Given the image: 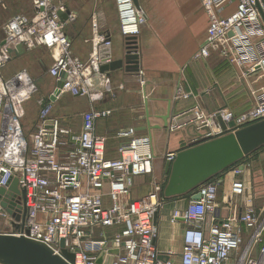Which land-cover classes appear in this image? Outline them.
Returning <instances> with one entry per match:
<instances>
[{
	"label": "built area",
	"instance_id": "2783aa9c",
	"mask_svg": "<svg viewBox=\"0 0 264 264\" xmlns=\"http://www.w3.org/2000/svg\"><path fill=\"white\" fill-rule=\"evenodd\" d=\"M115 1L120 33L127 46L136 48L146 14L136 4L138 0ZM200 2L209 17V26L206 42L195 54V60L209 59L212 53H218L242 70L244 77L264 78V0ZM32 3L34 16L12 17L3 28L5 44L0 45V116L4 120L0 135V188H8L14 179L19 180L20 190L26 191L21 203V214L26 211V220L17 221L19 213L13 216L1 202L0 218L6 216L14 233L48 246L69 264H98L102 253V264H107L116 249L120 254L114 256L111 264H176L172 252L163 257L157 247L161 233L156 219L167 201L163 182L153 180L152 191L146 197L132 198L136 178L154 175V154L141 151L149 145L148 139L136 138L133 129L122 130L116 138L129 141L120 145L117 159L108 158L107 141L97 133V122L109 117L110 110L92 108L83 115L82 132L71 136L59 120H50L54 102L43 100L32 143L25 137L21 126L23 105L36 94L37 87L26 70L8 80L3 77L12 55L10 48L22 45L27 51L57 49L49 74L57 82L63 77L65 80L56 99L63 94L91 98L111 91L110 78L100 70L114 61L112 37L100 33L95 16L93 53L88 62H83L73 54L67 23L62 20L67 7L56 4V0ZM141 85L144 87L145 82L141 81ZM252 96L254 107L241 115L227 110L208 112L198 104L190 111L191 120L181 125L172 123L169 129H193L194 141L200 143L235 133L264 121V86L255 88ZM183 97L188 99L190 95ZM231 123L235 128L229 127ZM69 136L71 147L61 151L63 138ZM176 159L175 152L165 155L169 164ZM244 167L232 166L221 181L204 183L195 193L201 195L200 200L173 211L170 223L186 226L181 264H264V219L253 198L245 201L241 212L236 204L248 191L241 179ZM220 195L224 205L234 212L218 224ZM9 204H18L16 196L9 199ZM209 215L214 218L206 231ZM113 228H118L114 237L106 234ZM64 250L75 256L74 262L64 256Z\"/></svg>",
	"mask_w": 264,
	"mask_h": 264
},
{
	"label": "crops",
	"instance_id": "0c3cea01",
	"mask_svg": "<svg viewBox=\"0 0 264 264\" xmlns=\"http://www.w3.org/2000/svg\"><path fill=\"white\" fill-rule=\"evenodd\" d=\"M114 1L113 14L116 17L117 27L113 28V33L108 30L103 34L111 35L114 61H119L125 58L127 45L125 38L120 33V20L117 4ZM138 3L147 17L146 24L137 38L140 58L139 72L142 74L130 73L125 69L107 73V77L113 79L117 89V93L116 91L115 94L113 93V108L108 107V100L104 101L106 93L93 95L91 98L86 97L87 100H81L85 99L84 97L63 94L59 99L53 101L54 109L50 120H59L62 128L70 131L71 136H78L82 132L83 115L86 112L92 108L101 111L111 109L112 114L109 117L102 118L97 122V133L106 138L107 157L112 159L119 157V148L123 141H129L117 139L118 132L133 129L136 138L149 140V145L141 148V151L154 154V175L147 178H136L132 198L137 200L146 197L152 191L153 180L157 179L163 182L164 197L167 201L156 219L161 233L157 247L163 253V257H167L165 254L172 252L171 258L181 264L180 255L186 226L184 223L172 225L170 219L176 208L184 209L193 201L192 196L195 195L199 187L188 194L167 198L165 189L174 163L169 164L165 160V155L175 152L178 156L179 153L203 143L194 141L193 129H178L171 132L169 126L165 127L162 117L171 111L169 125L172 123L181 125L193 118L190 111L198 104L208 112L227 110L241 115L254 107L255 101L252 92L258 86L253 81L255 78L244 77L242 70L232 66L218 53H212L209 59L195 60V54L206 42L209 26V17L200 0H138ZM160 4L169 5V7L168 9L159 8ZM172 4L175 7L168 11ZM0 8L3 10H0V27L2 28L0 45H2L6 40L3 30L6 23L18 14L33 17L35 12L32 6L28 13L20 12L8 15L4 12L8 8L5 2L3 5L0 3ZM64 15L67 16L64 21L67 23L66 32L72 42L73 54L79 60L88 62L93 53L92 40L94 38V31L88 23V18L78 16L69 8ZM69 16H72L70 20ZM88 16L92 17L93 15ZM56 54L57 49L47 47L26 50L23 55L12 53L7 67L2 73L3 77L8 80L26 70L33 79L37 91H39V85L45 81L44 79L51 78L49 94L43 95L39 101L42 109V100L44 102L52 101L57 87V80L49 74ZM141 81L145 82L144 87L141 85ZM187 94L190 97L185 99L183 95ZM66 95H70L73 100H66ZM33 97L24 103L25 115L21 120L24 135L31 143L40 116L39 113L38 117L31 118L30 103ZM59 105L63 109L61 115L55 111ZM3 123L4 120L0 116V135ZM235 133H229L223 137ZM71 136L63 138L61 151H66L71 147ZM260 150L251 154L252 156H247L250 158L249 161L246 157V160L244 158L241 163L246 166L241 179L246 183L248 191L244 197L236 200L239 212L244 210V203L250 198H253L255 208L259 211L256 206L257 194L262 192L264 187V174L256 171L257 164L264 161V155ZM222 177L218 181H221ZM232 212H234L233 208L224 205L222 195H220L218 214L216 215V218L219 219L218 224L230 217ZM213 218V215L208 216L206 231L210 228ZM8 227L14 232L15 229L10 226L9 222ZM117 231L118 228H113V230H107L106 234H113L114 237ZM12 232L1 234H12ZM248 234V232L245 233V239L248 238Z\"/></svg>",
	"mask_w": 264,
	"mask_h": 264
},
{
	"label": "water",
	"instance_id": "95a60500",
	"mask_svg": "<svg viewBox=\"0 0 264 264\" xmlns=\"http://www.w3.org/2000/svg\"><path fill=\"white\" fill-rule=\"evenodd\" d=\"M136 4L139 5L138 1ZM62 20L67 17L62 14ZM133 40V39H132ZM131 41V40H129ZM135 41V40H133ZM5 44V42L3 43ZM10 53L24 54L26 52L22 45L10 48ZM138 55V47L132 48L127 46L126 56L119 61H113L108 66H103L100 70L101 74H107L110 71L123 70L130 73H139L140 61ZM65 77L57 83L54 101L61 93ZM171 111L162 117L165 127L169 126ZM225 129L226 126L221 122ZM230 128H235V124H229ZM264 147V121L247 126L230 134L226 137L203 143L189 150L178 154L176 161L171 167V175L168 185L165 189V196L172 198L188 194L198 187L216 177L228 168L242 161L247 156ZM18 204H9V199L15 197ZM26 198V191L19 188V180L14 179L8 188H0V202L7 211L16 216L17 221L26 220V211L21 214L22 204ZM201 199L200 194L192 196L193 201ZM17 205V206H15ZM17 211L15 212V208ZM18 212V213H17ZM28 234V232H27ZM61 246L65 247V241L62 240ZM64 256L71 262H74L75 256L67 250L63 252ZM113 257L108 258L107 264H111L114 256L120 254L119 250L111 252ZM105 254L102 253L98 259V264H102ZM0 264H69L62 257L55 255L54 252L46 245L31 240L25 236H18L16 233L0 234Z\"/></svg>",
	"mask_w": 264,
	"mask_h": 264
},
{
	"label": "rangeland",
	"instance_id": "374dc122",
	"mask_svg": "<svg viewBox=\"0 0 264 264\" xmlns=\"http://www.w3.org/2000/svg\"><path fill=\"white\" fill-rule=\"evenodd\" d=\"M3 2L7 3L8 8L7 10H4V12L8 15L9 14H16V13H28L31 11V8L33 6L32 0H0V3L3 5ZM115 2V1H114ZM165 3V2H163ZM231 1L228 3V9H231L229 4ZM56 4H62L65 7L69 8L71 11H73L75 14L78 16L86 17L88 18V23L93 31V17L95 16L97 18L98 26H99V31L101 34L105 33L106 31L110 30L113 33V28H116V17L115 14H113V0H56ZM169 5L164 6L163 4H160L159 8H167L168 9ZM175 5L172 4L170 9L174 8ZM1 11H3L0 8ZM11 10V13H10ZM92 14L93 16L90 17L88 15ZM75 16V15H74ZM1 28V27H0ZM0 32H2V28L0 29ZM92 40V39H91ZM255 78L253 81L256 83L258 87L264 86V78L260 76H254ZM42 85H39V91H37L36 95L33 97L30 105V114L31 118H36L38 117L40 113V105L39 101L42 98L43 95H48L49 94V87L51 84V78H46L44 79ZM115 83L113 82V79H110V86H111V91L106 93V96L104 98L105 100H108L107 103H109L110 108H113V93L115 94V91L117 93V89L114 86ZM66 100H73L70 95L65 96ZM85 99L81 100H87L86 97ZM65 100V99H64ZM56 113L62 114L63 109L59 105L55 109ZM111 111V109H110ZM259 123V122H258ZM246 128V127H245ZM244 129V128H242ZM241 130V129H240ZM207 141L203 142L206 143ZM261 154L264 155V147L260 150ZM252 156V155H251ZM246 160V158H245ZM247 160L249 161L250 158L247 157ZM256 171L261 173L262 175L264 174V161H261L257 164ZM262 192L257 194V203L256 206L259 208V216L263 220L264 219V187L262 188ZM8 218L6 216H2L0 218V234L1 233H11V229L8 227ZM14 233V232H12ZM179 261H176L178 264Z\"/></svg>",
	"mask_w": 264,
	"mask_h": 264
},
{
	"label": "trees",
	"instance_id": "16d2710c",
	"mask_svg": "<svg viewBox=\"0 0 264 264\" xmlns=\"http://www.w3.org/2000/svg\"><path fill=\"white\" fill-rule=\"evenodd\" d=\"M262 149V148H261ZM243 162V160L242 161H240V162H238L237 164H235V165H233V167H235V166H237V165H240L241 163ZM229 169V168H228ZM227 169V170H228ZM226 170V171H227ZM226 171H224V172H222V173H220L219 175H217L216 177H214V178H212V179H210L208 182H206V183H210V182H215V181H218L219 180V178L221 177V176H223V174L226 172Z\"/></svg>",
	"mask_w": 264,
	"mask_h": 264
},
{
	"label": "bare ground",
	"instance_id": "6f19581e",
	"mask_svg": "<svg viewBox=\"0 0 264 264\" xmlns=\"http://www.w3.org/2000/svg\"><path fill=\"white\" fill-rule=\"evenodd\" d=\"M152 153V152H151Z\"/></svg>",
	"mask_w": 264,
	"mask_h": 264
}]
</instances>
